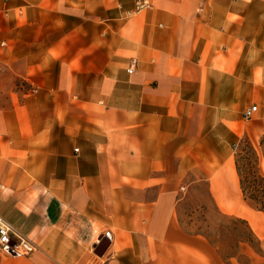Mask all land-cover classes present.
Here are the masks:
<instances>
[{
  "label": "crops",
  "instance_id": "0c3cea01",
  "mask_svg": "<svg viewBox=\"0 0 264 264\" xmlns=\"http://www.w3.org/2000/svg\"><path fill=\"white\" fill-rule=\"evenodd\" d=\"M136 2L0 0V216L38 245L0 264H237L179 218L198 181L264 263V0Z\"/></svg>",
  "mask_w": 264,
  "mask_h": 264
},
{
  "label": "rangeland",
  "instance_id": "374dc122",
  "mask_svg": "<svg viewBox=\"0 0 264 264\" xmlns=\"http://www.w3.org/2000/svg\"><path fill=\"white\" fill-rule=\"evenodd\" d=\"M249 141L242 140L241 145L237 149L236 156L239 159L245 185L252 187L250 194L253 196L252 199L264 201V189H261L264 181L259 180L258 176L261 173V153L258 152L253 142L251 140ZM250 144L255 147L258 159L250 148ZM257 145L262 151V155H264V138H260ZM177 208L179 218L184 226L191 231L206 235L216 246L221 248L220 251L222 250V254L228 255V253L236 249L238 230L236 229L237 224L233 220L237 216L224 213L217 206L211 197L205 181H198L191 184L181 194V200ZM247 244H241L242 252L247 249ZM236 259L238 260V263L235 260L237 264H244V258L240 254L236 256ZM255 262L257 263L256 260Z\"/></svg>",
  "mask_w": 264,
  "mask_h": 264
},
{
  "label": "built area",
  "instance_id": "2783aa9c",
  "mask_svg": "<svg viewBox=\"0 0 264 264\" xmlns=\"http://www.w3.org/2000/svg\"><path fill=\"white\" fill-rule=\"evenodd\" d=\"M150 3H151L150 0H137L136 9L134 11H127V14L138 12L143 8L149 6ZM136 64H137V59L132 58L128 71L133 72L135 70ZM257 111H258L257 104L248 106L244 111V117L250 119L254 117ZM75 150L78 151L79 147H75ZM181 189L185 190V186L182 185ZM0 246L4 251L13 254H29L32 253L38 247V245L35 242L21 235L16 228H14L9 222H7L1 216H0ZM100 264H106V262H102Z\"/></svg>",
  "mask_w": 264,
  "mask_h": 264
},
{
  "label": "trees",
  "instance_id": "16d2710c",
  "mask_svg": "<svg viewBox=\"0 0 264 264\" xmlns=\"http://www.w3.org/2000/svg\"><path fill=\"white\" fill-rule=\"evenodd\" d=\"M245 140L246 142H250L248 139H245ZM250 148L252 149L253 153L256 155V158L258 159V155H257L255 147L252 144H250ZM236 161H237L239 173L241 174L243 190L247 196H249L250 198H253V196L250 195L252 187L245 185V181L243 180L241 166L239 165V159L237 158V156H236ZM258 176H259V180L264 181V175L262 173H259ZM261 189H264V183L261 186ZM254 201L257 207L264 210V201H257V200H254ZM233 221L237 224L236 229L238 230L237 237H236V245H235L236 249L228 253V255H224V253L223 255L225 258L230 259V258L239 256L240 254L244 258V262H243L244 264H254L251 258L249 257V255L241 251V244L248 243L257 252H260L262 250L260 239L257 237V235L255 234V232L253 231V229L251 228L250 224L248 223L246 219L241 218V217H236L234 218ZM219 249L221 248L219 247Z\"/></svg>",
  "mask_w": 264,
  "mask_h": 264
}]
</instances>
